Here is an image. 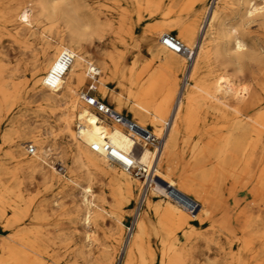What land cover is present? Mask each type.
Segmentation results:
<instances>
[{"label": "bare ground", "instance_id": "obj_1", "mask_svg": "<svg viewBox=\"0 0 264 264\" xmlns=\"http://www.w3.org/2000/svg\"><path fill=\"white\" fill-rule=\"evenodd\" d=\"M0 8L6 13L7 20L18 25L24 33H30L34 42L41 43L39 56L43 64L35 83L45 92V105L51 115L57 117L61 135L72 143L74 141V147L70 149L72 164L107 172L120 189L132 197L138 193V185L132 180L136 177L123 168L120 159L125 160V154L134 151L143 135L135 129L128 132L121 126H110L75 98L77 89L84 84V76L91 69L98 71L101 77L97 80L101 93L97 97L99 100H107L104 102L107 106L154 136L163 127L165 137L164 134L157 136L163 138L161 147L150 150L142 144L137 153V160L151 168L153 178L146 182L147 187L138 198L132 233L126 241L119 243L114 261L118 260V264H201V258H204L202 264H264V222L261 217L264 154L258 151V146L264 145V100L259 95L261 85L254 81L257 73L264 69V0H215L209 16L204 17L207 21L198 30V33L202 31L200 38L196 36V30L179 28L178 39L195 49V59L190 67L185 65L181 54L157 51L156 57L161 63L184 72L182 88L173 74L166 85L156 80L145 86L141 72L135 74V66L118 75L108 55L90 63L83 50L86 22L79 18L83 30L67 25L66 31L57 30L53 34L40 29L38 21L33 25V16L36 20L47 13L45 0H0ZM252 24H256L257 30L251 29ZM34 28L39 33H35ZM164 34L171 33L154 27L146 39L160 47L157 41L163 46L161 38ZM63 52H69L73 57L69 65L59 61ZM213 64L218 66V73L213 70ZM230 67L232 74L228 71ZM245 70L251 71L253 82L239 88L235 79ZM262 74L264 78V70ZM116 79L122 92L110 86ZM10 99L11 95L0 87V116L1 108ZM2 122L1 116L0 125ZM77 123V131H74ZM77 137L82 139L84 146L75 143ZM45 142L39 133L31 141L39 151L44 149ZM105 145L110 148L108 151L104 150ZM27 164L35 172L41 165L38 160ZM59 166L60 170H54L67 178V171L72 166ZM200 169L203 171L199 172ZM255 172L263 175L257 178ZM155 177L165 186L156 184L152 187ZM201 178L206 181L201 183ZM70 182L84 193V224L89 228L93 221L103 217L106 209L95 202L91 186H82L71 179ZM163 188L174 189L180 197L172 192L175 195L172 199L159 200L157 194ZM238 191H250L255 200L261 199L259 203L256 201L259 204L256 214L253 207H240ZM195 205L201 207L199 212L187 215L185 212H190ZM152 216L158 217L161 224L155 242L145 244L147 223ZM205 224L211 232L208 236L197 233L193 237L177 239L175 243L170 237L174 232L190 236L197 227ZM170 225L175 229H168ZM160 228L170 231L169 236L160 238ZM87 237L91 239L90 235ZM222 240L227 243L222 244ZM198 241L205 244V250L199 251ZM43 243L36 232L18 231L10 235L8 232L0 240V264L40 262L39 256L47 250Z\"/></svg>", "mask_w": 264, "mask_h": 264}, {"label": "rangeland", "instance_id": "obj_2", "mask_svg": "<svg viewBox=\"0 0 264 264\" xmlns=\"http://www.w3.org/2000/svg\"><path fill=\"white\" fill-rule=\"evenodd\" d=\"M45 1L47 6L45 12L47 13L36 20L33 16L34 19L31 20L33 25H36L38 21L40 26H37L40 29L53 34L57 30L66 31L67 25L71 29L83 30L81 22H78L79 18L83 20L88 24L85 28L83 50L85 58L90 63H94L98 57L108 55L118 75L135 66V74L138 75L141 72V80L145 86L155 83L156 80H160L166 85L168 79L174 76L181 88L185 82L184 72H177L175 69L165 66L156 57V53L160 49L169 54L173 53L158 41L160 47L150 44L146 35L154 27H161L177 37L176 34L180 32L179 28H186L190 31L196 30V36L199 35L198 38H200L202 35V31L198 33L200 25L203 26L207 21V18L204 17L209 16L215 2V0H205L206 3L203 0ZM1 10L0 8V87L11 95V99L1 108L3 122L0 125V132L2 129L3 131L0 133V240L2 236L8 235V232L9 235L18 231L36 232L44 240L43 247L47 250L43 256H39L40 262H33V264H44L45 262L47 264H112L119 243L126 241L132 233L135 219L134 211L137 202L144 193L143 183L139 179L132 178L139 188V194L137 193L132 197L120 189L117 181L107 172L92 171L84 167L78 168L72 164L70 149L74 147V141L72 143V140L61 135L57 117L52 116L49 108L45 105L43 96L45 92L40 90L35 83L36 76H38L43 64L42 61L40 62L39 56L41 43L34 42L30 33H24L18 25L7 20L6 13ZM251 29L257 30L256 24H252ZM33 30L35 33L38 32L35 28ZM180 40L182 41V39ZM183 61L186 65V61ZM213 70L218 73L216 64H213ZM263 70L257 73L254 80L261 85L259 95L262 101L264 100ZM228 71L232 74L233 69L230 67ZM250 72V70H245L237 74L235 81L237 80L236 83L239 88L253 82ZM84 79V84L77 89L75 98L88 107L80 100V94L87 91L89 87V80L86 75ZM110 86L115 90L117 89V92H122L117 79ZM95 87V91L92 93L99 98L101 93L98 83ZM163 89L164 87H162ZM59 102L61 101L59 100ZM102 102L106 103L107 100ZM100 117L110 126H114V123L102 116ZM77 126L78 123L74 126V131H77ZM161 129L157 135L159 137L164 134L163 127ZM38 133L41 139L46 141L43 145L44 149L36 150V153L31 156L26 149L27 146L33 144L31 143L33 136ZM75 143L84 146L81 138L77 137ZM161 143H163V138H161ZM149 149L153 148L149 147ZM258 151L264 154L263 144L258 146ZM35 160L41 164L38 172H35L27 164ZM60 164L72 166V169L67 171V178L57 174L54 170H60ZM118 171L120 172L119 169ZM201 171L203 169L199 170V172ZM255 175L258 178L263 174L255 172ZM68 178L82 186H91L95 202L106 209L103 212V217L93 221L89 228L84 224V193ZM158 181L155 177L152 187H156V184L161 187L165 186L164 183H158ZM200 181L204 183L206 178H201ZM170 191L180 197L174 189ZM157 198L163 202L168 201L159 194H157ZM253 198L254 196L250 191H238L240 207L243 209L253 207L252 211L256 214L257 205H259L256 201L259 203L261 199L255 200ZM200 208V206L195 205V208L185 213L196 215ZM262 208L261 217L264 222V207L262 206ZM160 224L161 220L156 216H152L148 220L143 240L145 244L155 242ZM207 227L208 224L197 227V230L190 236L185 237L182 232H174L171 233L170 237L175 243L177 239L193 237L197 233L208 236L211 232L207 230ZM168 229H175V226L170 225ZM160 230V238L169 236L170 231H164L162 228ZM87 234L91 236V239H88ZM225 242L227 243V241L222 240L221 243L226 244ZM197 245L199 251L205 250L203 242L198 241ZM215 251L213 246L212 253ZM203 262L204 258H201V264ZM113 264H118V260H115Z\"/></svg>", "mask_w": 264, "mask_h": 264}, {"label": "built area", "instance_id": "obj_3", "mask_svg": "<svg viewBox=\"0 0 264 264\" xmlns=\"http://www.w3.org/2000/svg\"><path fill=\"white\" fill-rule=\"evenodd\" d=\"M161 42L163 46H165L168 50L181 54L188 67L191 66L192 62L195 59V49L186 46L180 39L173 36L172 34H164L161 38ZM73 57L69 52H63L59 58V61L63 64L69 65L72 61ZM99 77V72L91 69L87 73V78L89 80V87L87 91L81 93V100L91 108L95 113L100 116L106 118L110 122L115 125L123 127L126 131L131 132L132 130L139 131L143 136L140 137V142H137L136 148L134 151L129 154H125V160H121L123 168L135 176L137 179L141 180L144 183V189L147 187V181L152 180L153 174H151V168L142 164L137 160V153L141 149L142 144L153 149H158L161 147V138L154 136L141 128H139L135 123L128 121L119 113L115 112L112 108L107 106L104 102L100 101L95 94L92 92L95 91V86L97 85V80ZM94 150H97L96 147H93ZM110 148L105 145L104 150L108 151ZM28 154L33 156L36 153V148L32 145L28 146L27 150ZM112 152V150H111ZM164 199H172L175 195L169 191L168 188H163L162 191L158 192Z\"/></svg>", "mask_w": 264, "mask_h": 264}]
</instances>
